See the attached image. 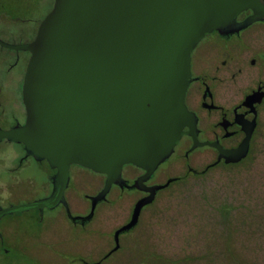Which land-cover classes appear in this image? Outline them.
I'll return each instance as SVG.
<instances>
[{
  "label": "water",
  "instance_id": "95a60500",
  "mask_svg": "<svg viewBox=\"0 0 264 264\" xmlns=\"http://www.w3.org/2000/svg\"><path fill=\"white\" fill-rule=\"evenodd\" d=\"M257 2L53 0L32 41L13 44L0 38L1 47L30 52L22 85L25 124L0 129V139L22 143L26 154L56 169L48 197L1 208L0 218L66 204L68 167L77 164L106 176L90 198L88 220L113 183L126 185L122 167L132 164L145 171L132 187L149 194L114 231L111 252L117 250L119 235L136 226L141 208L169 183L145 187L144 180L172 154L183 128L194 123L184 103L191 50L212 30L249 23L251 17L241 23L235 17ZM243 127L247 134L240 145L215 146L217 161L246 156L252 126ZM203 143L195 139L190 149Z\"/></svg>",
  "mask_w": 264,
  "mask_h": 264
},
{
  "label": "rangeland",
  "instance_id": "374dc122",
  "mask_svg": "<svg viewBox=\"0 0 264 264\" xmlns=\"http://www.w3.org/2000/svg\"><path fill=\"white\" fill-rule=\"evenodd\" d=\"M52 3L0 0V38L16 44L31 39ZM9 55L0 47V73ZM259 138L254 155L234 166L206 169L215 158L212 151L185 157L178 148L156 173L162 183L177 179L141 210L136 226L119 236V248L107 257L113 232L128 220L136 193L111 190L85 226L72 224L63 210L47 211L42 220L33 209L4 214L0 264H264V112ZM12 152L11 145L0 144V154ZM43 165L31 164L14 177L0 167V209L48 193L42 187L48 169ZM74 169L79 181L67 190L69 207L82 212L89 207L85 195L102 187V176L82 166ZM124 173L134 176L138 170L125 166Z\"/></svg>",
  "mask_w": 264,
  "mask_h": 264
},
{
  "label": "flooded vegetation",
  "instance_id": "af4514ba",
  "mask_svg": "<svg viewBox=\"0 0 264 264\" xmlns=\"http://www.w3.org/2000/svg\"><path fill=\"white\" fill-rule=\"evenodd\" d=\"M248 17H251V21L241 27L225 32L212 30L206 33L191 50L190 77L185 91L184 103L187 109L193 113L194 123L191 127L186 126L183 128V133L176 142L170 156L178 148H181L185 157L196 150L208 149L212 151V155L215 157L207 163L206 169H208L217 165L234 166L240 164L256 152L260 141L261 114L264 112V0H258L254 7L240 11L235 17V22L241 23ZM35 35L36 32L31 39L17 44L28 43L34 39ZM1 48L9 50L10 55L3 61L0 73V129L9 130L24 125L26 121L22 85L30 52L21 49ZM248 97H252L253 101L250 102ZM243 123L248 128L252 126L246 156L238 162H225L224 158L217 161L218 150L215 146L231 149L243 142L247 134ZM195 139L198 142L207 143L197 144L196 148L190 149ZM3 142L11 145L13 152L11 154H0V167L5 169L12 177L16 174L26 173L31 164L41 168L45 162L48 169H46V181L42 187L48 193L40 199L48 197L53 189V178L56 169L52 168L45 159L38 160L32 155L26 154L22 143L1 137L0 144ZM75 166L80 165L70 164L68 167V183L64 190L66 204L60 202L53 208H35L33 209L36 212L35 218L42 220L47 211L63 210L66 218L72 224L85 226L92 220L97 206L107 202L109 193L116 188L120 192L138 194L129 213L127 223L136 201L149 194V191L132 187L135 179L145 171L132 164H125L122 167L121 177L126 181V185L120 186L113 183L105 199L97 202L92 217L86 220L84 217L90 212L91 207L90 198L103 188L106 176L97 173L102 176V187L94 194L85 195L89 206L88 210L87 208L82 212L71 210L69 207L71 203H69L68 198L69 191L67 190L68 188L74 190L75 184L79 181V169L75 170ZM125 166L136 168L138 174L126 176L124 173ZM157 170L158 167L144 180V186L163 185L168 180L169 183L163 188L157 189L153 200L144 205L141 210L154 202L160 190L168 187L177 179V177H169L162 183L156 179ZM30 180L32 178H27V181ZM2 239L3 236L0 232V240ZM111 253V250L108 251L105 257Z\"/></svg>",
  "mask_w": 264,
  "mask_h": 264
}]
</instances>
